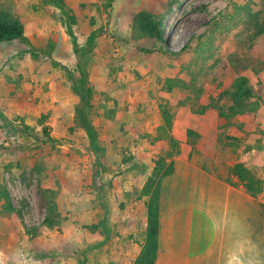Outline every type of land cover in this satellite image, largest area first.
<instances>
[{"label": "rangeland", "instance_id": "1", "mask_svg": "<svg viewBox=\"0 0 264 264\" xmlns=\"http://www.w3.org/2000/svg\"><path fill=\"white\" fill-rule=\"evenodd\" d=\"M105 1L64 0L76 19L72 30L79 47L92 30L103 32L86 59L87 80L94 92L89 115L104 149L98 168L86 134L74 117L78 97L71 90L68 71L77 77L78 58L62 15L44 0H0V7H10L20 20L40 16L39 25L51 30L49 39L62 30L72 59L64 70L62 60L52 51V39L42 49L31 48L35 55L28 45L20 54L30 55L41 70L37 74L35 67L28 69L31 85L48 73L63 81L57 96L67 95L41 122V116L0 111V185L8 191L12 208L4 210L0 199V264H90L89 254L102 251L105 239L101 228L91 231L90 227L101 221L109 230V240L116 241L105 242L107 253L115 256L130 242L143 240L141 212L147 198L140 196V190L154 159L167 147L165 141V146L150 144L162 124L160 103L169 105L175 130L183 131L189 125L203 133V137L187 139L183 150L179 146L174 158L181 170L215 175L223 186L233 188L225 199V187L214 185V193L220 195L204 198L206 206L209 201L213 205L214 219L220 220L214 222L215 242L203 264H264V34L256 35L255 29L264 20V0H114L111 8L104 9ZM141 10L163 17L164 44L132 38L131 19ZM141 48H152L154 53L145 54ZM4 59L0 72L9 68L11 57L9 62ZM234 72L249 79L259 99L257 117L239 116L219 129L216 110L193 111L205 105L208 96L215 98L228 87ZM176 79L189 84L190 92L183 88L165 91V81ZM192 89L202 90L196 101ZM188 96L192 103L185 102ZM105 109L115 110L112 119L105 118ZM44 127L58 141L55 145L45 144ZM228 136L252 148L244 161L261 180L263 190L257 199L246 194L232 173ZM173 177L162 180L163 193L172 189V182L180 183ZM46 189L56 192L63 218L59 231L41 224L45 210L40 198ZM168 205L164 195L163 208ZM94 243H99V250L91 249Z\"/></svg>", "mask_w": 264, "mask_h": 264}, {"label": "trees", "instance_id": "2", "mask_svg": "<svg viewBox=\"0 0 264 264\" xmlns=\"http://www.w3.org/2000/svg\"><path fill=\"white\" fill-rule=\"evenodd\" d=\"M44 1L46 4L57 8L62 15V21L66 34L70 38L73 52L78 58L76 62V70L78 73L77 77L73 76L68 71V78L71 82V90L73 94L78 97V103L74 110V117L86 134L88 147L95 157L96 167L101 168L100 159L104 154V149L100 145L97 129L92 125L90 120V102L93 99L94 92L87 80L86 59L92 52L96 38L103 35V32L100 28L92 30L87 36L85 45L79 47L72 30L73 25L76 24L73 11L66 6L64 0ZM113 1L114 0H106L103 4L104 9L111 8ZM90 24H94L93 19ZM255 29L256 35L264 34V20L261 23H256ZM130 32L132 38L135 40L148 39L161 44L165 43L163 40V17L161 15L150 13L146 10H141L133 15L130 24ZM13 41H19L26 46H30V42L24 34V26L20 18L11 12L10 7H0V42ZM140 50L145 54L154 53V49L152 48H141ZM160 50H162V48ZM29 52L32 55H35V53L31 51V46ZM62 68L66 70L64 67ZM164 87L167 92L172 91L174 88H183L189 90V92L191 89L189 84L183 83L179 79L173 81L166 80ZM216 87H219V84H217ZM197 90H191V92L194 93L193 98L195 101L198 100L196 99L197 94L202 92L201 89ZM258 101L259 99L255 95L249 79L239 72H234L232 81L228 87L223 89L215 98L211 95L208 96L207 103L205 105H199L198 110L193 111L192 109V111L196 114H203L205 108H212L216 110L217 126L219 129H224L231 125V120L239 116L247 115L250 119L255 120L257 117V110L259 108ZM185 102L192 103L193 101L192 98L188 96ZM222 102H227L228 104L222 105ZM181 104L184 103L181 102ZM159 111L162 124L157 128V134L150 140V144L165 141L167 143V147L162 148L156 159H154L152 171L140 190V196L147 198V201L144 204L146 223L139 254L136 256L132 264H154L155 262L160 226L159 210L161 183L164 178L172 174V159L179 154V143L170 134L173 124V116L170 112L169 105L167 103H160ZM114 112V109H105V118L112 119ZM45 118L46 116L41 115L39 121L41 122ZM43 132L46 137L45 144L48 142L55 145L58 142L50 137L46 127H44ZM186 137L188 140H191L193 138H198L199 135L188 129L186 131ZM227 140L228 145L233 150L231 163L233 175L241 183L248 196L253 199L259 198L263 190L261 180L256 178L255 174L251 171V167L244 161V156L251 152L252 148L247 145H242L241 140L234 136H228ZM50 147L52 148L53 146ZM55 196L56 192L53 189H46L43 191L40 198V206L44 208L45 216L41 224L48 230L59 231L63 218L58 211ZM0 199L3 201V209L11 211L10 196L3 185H0ZM261 215L264 216V206L261 207ZM98 228H101L104 231L105 239L103 244H105V242H107L110 238L109 230L102 221L97 225L90 227V230L95 231Z\"/></svg>", "mask_w": 264, "mask_h": 264}, {"label": "crops", "instance_id": "3", "mask_svg": "<svg viewBox=\"0 0 264 264\" xmlns=\"http://www.w3.org/2000/svg\"><path fill=\"white\" fill-rule=\"evenodd\" d=\"M21 21L24 26V34L29 40L31 48L42 49L43 45L52 39L55 42L52 49L54 55L62 60L63 65L61 66L69 67L72 60L69 57L71 49L67 35L62 30L56 34V37L49 39L48 35H52L51 30L45 31L46 29L39 25L42 23L40 16L31 15L21 19ZM6 48H9V50H5ZM25 50L24 44L19 41L0 42V61L5 58L4 62H9L8 57H11L10 64L7 65L9 68L0 72V111L9 115H45L50 109L55 110V108H58L55 106L56 102L66 99L64 95L67 94H62V98L57 96V93H62L60 90L63 81H58V77L56 80L53 79L48 73L37 82L38 84L31 85L28 82V69L33 70V67H35L37 74H40L41 70L38 65H33L30 55L26 53L20 55ZM68 63L70 64L68 65ZM69 112H71V109H69ZM188 129L203 137L200 128L187 125L183 131L178 132L172 126L171 136L178 141L181 149L185 146L184 143L187 142L186 131ZM214 133H216L215 127ZM164 143V141L156 142V144L165 146ZM172 163L173 172L166 178L174 175L173 178L177 177L176 179H179L180 183L172 182V189L166 188L164 191L166 194L162 192L163 188L161 191L160 226L154 264H203L210 254L212 244L215 242L216 227L214 222L217 223L220 220L219 217H216V220L214 219L212 214L213 205L209 204V201L207 204L209 206H206L204 198L214 196L217 193L220 195L219 191L214 193V185L218 184L220 186L221 184L223 186L224 183H220L215 175H208L202 171L194 172L190 171L189 168L182 171L180 163L175 158L172 159ZM206 180L209 182L206 183ZM177 185H179V188ZM223 187H225V199H228L233 188L228 185ZM164 195L169 203L166 209L163 208ZM141 213L143 214L145 228V209ZM110 240L108 243H110ZM111 241L116 242L114 239ZM94 244L96 246H92L91 249L99 250V243ZM102 245V251L93 250L89 254L90 264H132L139 254L142 241L139 244L130 242L125 250L122 247L115 256L111 251L107 253L108 247L105 246L107 243Z\"/></svg>", "mask_w": 264, "mask_h": 264}]
</instances>
